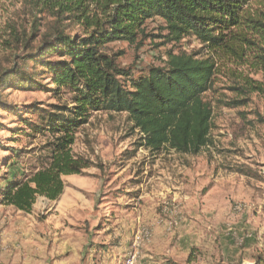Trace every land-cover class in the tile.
Wrapping results in <instances>:
<instances>
[{"label": "rangeland", "instance_id": "1", "mask_svg": "<svg viewBox=\"0 0 264 264\" xmlns=\"http://www.w3.org/2000/svg\"><path fill=\"white\" fill-rule=\"evenodd\" d=\"M251 3L255 9L264 8V0ZM19 8L18 0H0L1 69L10 56L3 45L9 41L8 26ZM160 28L161 21H149L145 37L138 43H115L105 51L117 54L118 64L132 69L134 77L162 66L173 49L207 54L194 38L167 44L160 37L166 32ZM223 65L219 63L221 72L205 95L213 108V130L211 144L201 154L179 155L168 149L154 154L143 146L142 134L134 130L126 114L94 111L89 123L78 131L73 146V153L91 165L82 175L63 180L65 187L72 189L71 199L95 202V212L86 213L89 221H81L83 209L72 214L70 208L59 204L61 197L56 205V201L39 197L30 214L0 204V264H42V239L51 224L49 217L56 213L55 220L62 215V223L71 224L73 233L101 234V243L92 242L89 249L102 247L107 233L133 234L131 252L138 260L143 246V264H264V101L253 94L248 97V106H227L234 99L245 98L233 91L238 80L233 74L254 80L262 77L249 65ZM36 72L39 88L0 86V168L6 175L19 166L20 171L38 168L39 158L49 152L43 135L33 133L18 143L12 140L21 127L19 116L25 117L23 112L30 105L45 108L70 99L64 94L58 101L48 89L55 87L53 82L41 79L40 69ZM16 108L21 115L11 113ZM32 118L37 119V115ZM12 149L23 151V158L16 168H5ZM97 211L100 216L96 222L91 218ZM144 232L150 238L142 239Z\"/></svg>", "mask_w": 264, "mask_h": 264}, {"label": "trees", "instance_id": "2", "mask_svg": "<svg viewBox=\"0 0 264 264\" xmlns=\"http://www.w3.org/2000/svg\"><path fill=\"white\" fill-rule=\"evenodd\" d=\"M252 0H18L20 8L8 28L10 52L0 68V86L39 88L36 74L50 79L48 88L62 100L45 108L30 105L14 132L22 137L47 138L48 155L38 168L19 170L23 151L12 149L5 168L13 174L0 178V204L32 213L39 197L58 200L65 190L63 177L82 175L91 165L77 157L73 146L78 131L94 111L126 114L143 146L152 153L168 149L179 155L198 156L211 144L213 108L205 99L224 66L249 65L262 80L238 78L233 91L245 98L227 106H248L249 96L264 101V8ZM161 21L160 37L167 44L194 38L202 51L167 52L162 66L134 77L122 68L118 55L107 53L115 43L134 45L145 37L147 22ZM221 60V61H220ZM32 70H28L27 67ZM37 115V119L32 117ZM10 173V172H9Z\"/></svg>", "mask_w": 264, "mask_h": 264}, {"label": "crops", "instance_id": "3", "mask_svg": "<svg viewBox=\"0 0 264 264\" xmlns=\"http://www.w3.org/2000/svg\"><path fill=\"white\" fill-rule=\"evenodd\" d=\"M71 190L72 189H68V187H65L64 193L59 199V204L61 206L65 205V208L67 209L70 208L73 211L72 214L80 211L78 209L81 207L83 209V215L80 217L81 221L84 219L85 221H89V217H86V213L91 212L93 214V212H95L94 206L96 205V203L93 201H83V199L81 198H76L77 200L75 199L74 201L73 199H71ZM54 203L56 205L58 201ZM104 208L105 207H102L101 209L103 210ZM97 214L98 215H94L91 220H95L97 222L99 220L100 212L97 211ZM52 216L53 217H49V219L51 220V224H49L50 226L48 228V233L46 235L44 234L42 239V241L45 243V246L42 250V264H123L128 255L132 253L131 245L133 243V234H121L120 232H116V234L107 233L104 239L107 242H109L110 240L113 241L111 244H109L110 247H103V245L107 243L104 242L103 244H101L102 247H96V245H93L89 249L88 245H91L92 242L96 244L101 243V240L99 239H101L102 237L99 232H94L89 236L83 232L73 233L70 227L71 224L68 225L65 222L62 223V215L60 216V220H55L57 213ZM68 218L72 223L73 215L69 216ZM142 219L143 218H141L140 220L143 221ZM77 221H80V219L78 218ZM106 221L110 220L106 219ZM97 224L95 226L96 230L99 227H97ZM121 224L125 223L122 222ZM106 229L104 231H106ZM129 231L130 230H126V232ZM145 257L147 258L150 256L145 255ZM135 264H143V246L138 253V260ZM147 264H153V262H147Z\"/></svg>", "mask_w": 264, "mask_h": 264}, {"label": "built area", "instance_id": "4", "mask_svg": "<svg viewBox=\"0 0 264 264\" xmlns=\"http://www.w3.org/2000/svg\"><path fill=\"white\" fill-rule=\"evenodd\" d=\"M143 236L144 238H150V234L148 232H144V234L143 233L141 234L142 239ZM136 261H137V255L136 253L133 252L128 255L126 264H135Z\"/></svg>", "mask_w": 264, "mask_h": 264}]
</instances>
